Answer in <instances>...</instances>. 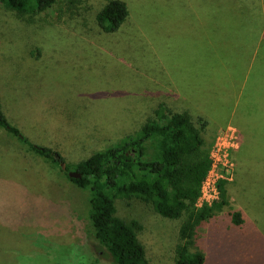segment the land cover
Here are the masks:
<instances>
[{
  "label": "rangeland",
  "instance_id": "1",
  "mask_svg": "<svg viewBox=\"0 0 264 264\" xmlns=\"http://www.w3.org/2000/svg\"><path fill=\"white\" fill-rule=\"evenodd\" d=\"M106 1L54 0L18 14L0 0L7 121L73 164L137 129L160 103L186 111L204 124L209 178L224 181L229 202L189 248L203 264H264V0H125L128 18L112 33L95 19ZM26 148L2 135L0 166L5 153L9 168L0 173L36 171L40 189L26 186L44 197L36 209L10 205V218L0 219V264H114L88 221L89 190ZM118 207L140 223L148 264H174L185 214L169 219L134 201ZM233 210L241 225L232 224Z\"/></svg>",
  "mask_w": 264,
  "mask_h": 264
},
{
  "label": "trees",
  "instance_id": "2",
  "mask_svg": "<svg viewBox=\"0 0 264 264\" xmlns=\"http://www.w3.org/2000/svg\"><path fill=\"white\" fill-rule=\"evenodd\" d=\"M18 14L44 10L54 0H1ZM125 0H107L95 15L105 33L117 31L127 20ZM153 116L114 143L93 151L86 158L69 164L47 146L31 143L11 125L0 107V129L17 137L28 151L58 164L60 170L81 189L89 190L86 214L93 235L114 264H148L147 252L136 230L140 223L126 220L119 202H132L162 217L177 219L185 214L178 228L179 242L174 264H203L201 251L189 245L203 229L213 210L229 205L224 181L218 180L219 195L210 205L196 206L201 183L211 165L209 145L186 111H174L160 103ZM65 163L62 169L60 163ZM75 171L78 178L67 172ZM77 202V200L75 199ZM80 205V203H78ZM233 225H241L240 211L229 212ZM93 264V263H89Z\"/></svg>",
  "mask_w": 264,
  "mask_h": 264
},
{
  "label": "crops",
  "instance_id": "3",
  "mask_svg": "<svg viewBox=\"0 0 264 264\" xmlns=\"http://www.w3.org/2000/svg\"><path fill=\"white\" fill-rule=\"evenodd\" d=\"M7 133L8 132L5 130L0 129V138L2 135L7 137ZM1 159L4 163L1 164L0 168H5L6 165L9 168L5 153H2ZM9 170L10 172L7 171V174L12 175V177L7 176V174L3 171L0 173V219L2 220L10 218V214L12 212V209H9L10 205L13 206V211H24L26 209V203L32 204L34 209H36L37 205L40 203L39 201L44 197L38 192V189L33 191L26 186L28 184V186H31L32 188L39 187L40 189V178L36 171L25 170L24 167L20 168L19 166L18 168L15 167L14 169ZM11 189H13V194L10 192ZM3 204L6 205L3 206ZM33 218V225H38V222L36 221L37 216H34Z\"/></svg>",
  "mask_w": 264,
  "mask_h": 264
},
{
  "label": "built area",
  "instance_id": "4",
  "mask_svg": "<svg viewBox=\"0 0 264 264\" xmlns=\"http://www.w3.org/2000/svg\"><path fill=\"white\" fill-rule=\"evenodd\" d=\"M211 155V153H210ZM212 158V165L201 183L200 191H199V196L196 199L195 205L196 206H201L203 204L210 205L214 200L218 198L219 195V189H218V182L214 179L209 178V173L211 171V168L213 167L214 161H213V156L211 155Z\"/></svg>",
  "mask_w": 264,
  "mask_h": 264
},
{
  "label": "water",
  "instance_id": "5",
  "mask_svg": "<svg viewBox=\"0 0 264 264\" xmlns=\"http://www.w3.org/2000/svg\"><path fill=\"white\" fill-rule=\"evenodd\" d=\"M60 166H61L62 169H65V163H64V162H61V163H60ZM67 175H68L70 178H78V177H80V174H79V173H77V172H75V171H71V170H69V171L67 172Z\"/></svg>",
  "mask_w": 264,
  "mask_h": 264
}]
</instances>
